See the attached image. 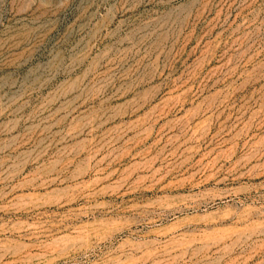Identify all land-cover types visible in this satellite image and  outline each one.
Wrapping results in <instances>:
<instances>
[{"label":"rangeland","instance_id":"1","mask_svg":"<svg viewBox=\"0 0 264 264\" xmlns=\"http://www.w3.org/2000/svg\"><path fill=\"white\" fill-rule=\"evenodd\" d=\"M0 264H264V0H0Z\"/></svg>","mask_w":264,"mask_h":264}]
</instances>
